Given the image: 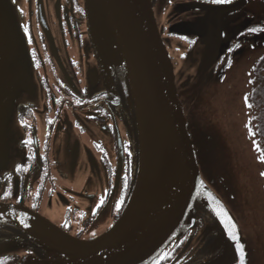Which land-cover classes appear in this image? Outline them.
<instances>
[{"label":"flooded vegetation","instance_id":"1","mask_svg":"<svg viewBox=\"0 0 264 264\" xmlns=\"http://www.w3.org/2000/svg\"><path fill=\"white\" fill-rule=\"evenodd\" d=\"M151 3L201 177L218 169L234 176L230 141L242 135L226 80L264 47V0ZM0 65V202L26 206L78 240L99 238L131 198L140 139L129 76L100 54L85 0H0ZM200 213L149 264L218 263L219 232ZM27 257L50 256L27 233L0 225V262Z\"/></svg>","mask_w":264,"mask_h":264},{"label":"water","instance_id":"2","mask_svg":"<svg viewBox=\"0 0 264 264\" xmlns=\"http://www.w3.org/2000/svg\"><path fill=\"white\" fill-rule=\"evenodd\" d=\"M85 7L100 54L129 76L139 129V173L121 217L91 242L66 234L26 206L0 202V224L27 233L50 256L27 257L17 264H149L177 232L195 223L196 204L208 211L214 221L212 229L219 232L224 253L218 264H239L236 245L212 211L215 205L209 192L236 221L248 264L239 219L246 203L236 198L239 173L227 176L218 169L205 175L207 182L202 179L177 95L173 63L158 31L151 0H85Z\"/></svg>","mask_w":264,"mask_h":264},{"label":"rangeland","instance_id":"3","mask_svg":"<svg viewBox=\"0 0 264 264\" xmlns=\"http://www.w3.org/2000/svg\"><path fill=\"white\" fill-rule=\"evenodd\" d=\"M254 9L256 10V7ZM254 9L251 6V11H253ZM211 44L213 45V42ZM253 52L255 54L249 53L248 55L250 56V61H240L238 63V67L234 70L235 72L232 73L231 76L229 75L226 80L229 87L227 92L230 93L229 97H232L235 103V111L238 118L237 133L242 135L244 139L242 143H246L249 146L252 145L255 132V126L251 123L250 116L253 118L257 115V113L250 112V115H244V117H241V112L244 113V111H246L245 107H243L242 101L243 98L251 92V84L253 83L252 71L255 68L253 67V65L258 60L257 58L264 54V47H254ZM4 70V66L0 65V79L1 74L4 72ZM231 134V132H228L227 134L226 132L221 133V135H228L229 137L231 136ZM228 156L232 157L229 151ZM250 171L252 173L250 172L249 175L253 174L254 179L253 177L249 178L247 176V182H238L236 186V190H238L236 198H238V200L242 201L250 199L248 203V200L244 202L246 203V209L242 210L238 208L240 209L239 215L242 216V218H240L239 216V219L242 222H240L241 230H243V236L246 241V250L248 251L249 256L248 264H264V226H262V223L260 221L261 217L264 216V193L260 182L256 184V187L254 185V182L257 183L260 170L258 169V167L252 166ZM260 199L261 207L258 205ZM210 264L218 263L212 261Z\"/></svg>","mask_w":264,"mask_h":264},{"label":"trees","instance_id":"4","mask_svg":"<svg viewBox=\"0 0 264 264\" xmlns=\"http://www.w3.org/2000/svg\"><path fill=\"white\" fill-rule=\"evenodd\" d=\"M253 67L255 68L252 71V88L250 90L251 92L243 98V107H245L246 111H244V113L241 112V117H244V115H250V112L257 113V115L253 118L250 116V121L255 126L253 140H255L256 144L259 145L260 151H257V148L253 145V142L250 146L246 143H242V141L244 140L242 136L235 141H231V153L235 163H237L238 165L237 167H239L238 182H247L248 177H253L254 179L253 174L249 175L252 166L258 167L260 173L264 172V162L258 159L259 156L264 155V55L262 58L256 61ZM259 182L264 193V176H261L260 174L257 183L254 182L255 187ZM246 200H248L247 203L250 201V199ZM246 200H242V203L246 202ZM259 201L260 202L258 203V205L261 207V199ZM196 209L197 211H199V213L200 211H203L205 213L208 224H211L213 222V218L211 217V215L208 214V212L205 211V209L200 204L196 205L195 211ZM203 216L204 215L200 213V217H197V220L199 221V218ZM260 221L262 223V226H264V216L261 217ZM182 251H184L185 254L186 247L185 249H182L181 252ZM179 253L180 251L178 252V254ZM188 256L189 254H185L184 259ZM179 257H181V255Z\"/></svg>","mask_w":264,"mask_h":264},{"label":"snow or ice","instance_id":"5","mask_svg":"<svg viewBox=\"0 0 264 264\" xmlns=\"http://www.w3.org/2000/svg\"><path fill=\"white\" fill-rule=\"evenodd\" d=\"M213 3H231L232 0H212ZM250 32H255L257 29L252 28L248 29ZM25 32L27 34V28H25ZM239 47V45H237ZM232 49H229L231 51ZM246 100V98H245ZM253 145L257 148V151H260L259 145L256 144V141L253 140ZM262 162H264V155H261L258 157ZM19 168V165L17 166ZM27 171V169H25ZM261 176H264V172L260 173ZM203 183V182H201ZM5 196L9 195L8 192L4 193ZM209 198L210 200L214 203L215 207H212L210 204L209 206L212 207V211L215 213V215L220 218L221 223L224 224L226 231L228 232L229 237L234 241L236 245L237 252L239 253L240 256V261L239 264H245V251H244V245L240 243V236H239V230H238V225L234 218L229 214V211L223 203L215 197L211 192H209ZM101 203H103V199L101 200ZM99 207V205H97ZM120 207V202L117 201V208ZM95 235V233H93ZM163 259V257H161ZM2 264V262H0Z\"/></svg>","mask_w":264,"mask_h":264}]
</instances>
